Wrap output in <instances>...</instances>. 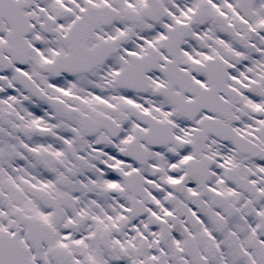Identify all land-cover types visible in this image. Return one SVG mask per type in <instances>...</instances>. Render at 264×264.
<instances>
[{
    "label": "snow or ice",
    "instance_id": "1",
    "mask_svg": "<svg viewBox=\"0 0 264 264\" xmlns=\"http://www.w3.org/2000/svg\"><path fill=\"white\" fill-rule=\"evenodd\" d=\"M0 264H264V0H0Z\"/></svg>",
    "mask_w": 264,
    "mask_h": 264
}]
</instances>
